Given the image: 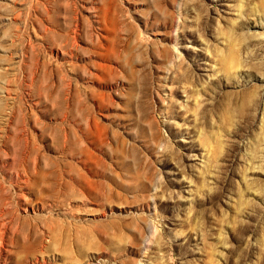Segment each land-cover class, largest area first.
Returning a JSON list of instances; mask_svg holds the SVG:
<instances>
[{
	"label": "rangeland",
	"instance_id": "obj_1",
	"mask_svg": "<svg viewBox=\"0 0 264 264\" xmlns=\"http://www.w3.org/2000/svg\"><path fill=\"white\" fill-rule=\"evenodd\" d=\"M0 226V264H264V0H0Z\"/></svg>",
	"mask_w": 264,
	"mask_h": 264
},
{
	"label": "bare ground",
	"instance_id": "obj_2",
	"mask_svg": "<svg viewBox=\"0 0 264 264\" xmlns=\"http://www.w3.org/2000/svg\"><path fill=\"white\" fill-rule=\"evenodd\" d=\"M74 33H75V32H74ZM37 170H38V169H37ZM27 171H29V170H27ZM28 173H29V172H28ZM39 173H40V172H39ZM37 174H38V173H37ZM26 175H27V174H26ZM28 178H29V177H28ZM29 181H30V180H29ZM5 224H6V223H5ZM1 226H2V225H1ZM1 226H0V227H1ZM1 228H2V227H1ZM2 229H4V228H2ZM2 229H1V230H2ZM1 232H2V231H1ZM1 232H0V233H1ZM2 234H3V233H2ZM1 236H3V235H1ZM3 237H4V236H3ZM3 239H4V238H3ZM3 239H2V240H3ZM0 248H1V247H0ZM0 253H1V249H0ZM1 256H2V255H1Z\"/></svg>",
	"mask_w": 264,
	"mask_h": 264
}]
</instances>
